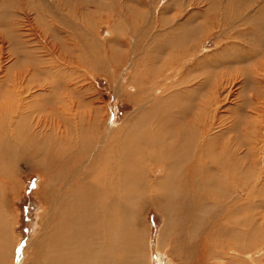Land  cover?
<instances>
[{
  "label": "bare ground",
  "instance_id": "obj_1",
  "mask_svg": "<svg viewBox=\"0 0 264 264\" xmlns=\"http://www.w3.org/2000/svg\"><path fill=\"white\" fill-rule=\"evenodd\" d=\"M205 4L208 8L201 18H214L216 1ZM252 18L256 29L264 31L262 9ZM202 27L199 30L208 29ZM184 43L176 42L171 52ZM168 47L169 41L161 40L154 54ZM137 58L133 64L136 75L130 77L136 92L127 97L139 107L119 129L102 113L96 99H91L88 112L82 101L73 98L85 79L73 82L69 76H48L38 87L40 93L46 92L45 98L37 100L40 94L36 90L33 103L30 96H21L31 89L29 81L15 75L18 82L13 79L12 84L5 75L11 71L4 69L8 72L0 80L5 90L0 100V264H11L14 259L13 242H8L12 241L8 196L18 165L25 159L44 178L41 197L46 202L41 231L26 250L31 256L26 264H146L144 223L138 215L146 199L160 205L158 209L165 215L158 247L175 259L174 264H217L227 243L247 238L249 233L243 230L251 222L242 216L245 199L229 198L227 187L219 188L227 183L247 187L242 177L248 172L238 162L240 149H229L228 143L221 142L215 152L210 144H216V136H224L226 130L220 131L218 125L217 134L210 131L201 141L204 137L195 127L198 114L193 109L204 97L200 91L204 83L188 86L190 79L182 77L176 86L165 85L155 97L152 92L163 82L160 73L165 65L178 68L182 60L173 54L167 60L154 56L156 65L151 62L142 67L146 58L142 63ZM141 95L146 104L139 103ZM261 135L255 140L264 144V133ZM156 169L162 171L159 176ZM256 206L264 208V201Z\"/></svg>",
  "mask_w": 264,
  "mask_h": 264
},
{
  "label": "rangeland",
  "instance_id": "obj_2",
  "mask_svg": "<svg viewBox=\"0 0 264 264\" xmlns=\"http://www.w3.org/2000/svg\"><path fill=\"white\" fill-rule=\"evenodd\" d=\"M205 1L0 0V46L3 48H0V80L6 75L12 82L15 75H20L24 82L29 81L31 88L21 96H30L33 102L36 90L40 94L37 100L45 98L46 92L40 93L38 87L48 76H64L65 79L69 76L73 82L78 78L85 79L81 83L82 90L73 98L84 103L85 111L92 104L91 99H96L102 113L106 112L109 122L119 129L128 123L130 116L137 114L139 107L127 97L136 92L130 77L135 74L133 64L138 62L137 57L141 63L146 58L143 67L145 63L151 66V62L156 65L154 56L167 60L172 54L177 55V60H182L179 67H172L169 59L171 69L165 65L160 73L163 82L155 85L153 95H160L165 85L176 86L182 77L190 79L188 86L204 83L200 90L204 97L193 109L198 114L194 118L196 130L203 137L213 131L217 134L219 129L226 130L224 136H216L220 141L217 138L216 144L211 142L210 145L215 152L220 149L221 142L228 143L232 150L239 147L238 162L248 172L242 177L246 188L229 183L219 185V188L227 187L229 198L245 199L246 211L242 216H246L253 227L245 225L243 231L249 233L247 238L227 243L222 252L224 256L216 263L264 264V208L256 206L259 200L264 201V144L255 140L264 133V31L256 29L252 18L261 9L264 12V0H215L214 18L206 17L207 20L201 18L208 8ZM201 24L208 29L199 30ZM161 40L169 41V47L155 55ZM178 41L186 43L178 46L179 51L171 52ZM58 71L61 73L57 74ZM14 81L18 82L17 79ZM33 84L38 85L37 88ZM88 86L90 90H86ZM0 90L1 100L5 90L1 87ZM143 97L139 98L140 104H146ZM138 117L136 121H140ZM215 117L222 119L215 120ZM197 119H201L200 122ZM218 125L221 126L219 129L216 128ZM205 137L199 139L203 141ZM161 173V170H155V175ZM15 179V185L10 187L11 197L8 196L7 212L12 222L9 230L12 241L8 242L14 245L11 264H26L31 257L26 255V250L41 231V215L46 209V202L41 197L44 178L25 159L20 161ZM257 192L258 197L255 196ZM150 194H153L151 190ZM159 206L146 199L138 208L144 223L146 264H174L175 259L158 247L159 234L166 222Z\"/></svg>",
  "mask_w": 264,
  "mask_h": 264
}]
</instances>
